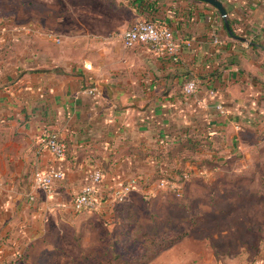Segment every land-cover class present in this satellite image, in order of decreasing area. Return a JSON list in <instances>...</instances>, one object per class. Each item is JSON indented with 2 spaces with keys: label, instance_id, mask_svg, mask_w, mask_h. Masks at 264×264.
Here are the masks:
<instances>
[{
  "label": "crops",
  "instance_id": "1",
  "mask_svg": "<svg viewBox=\"0 0 264 264\" xmlns=\"http://www.w3.org/2000/svg\"><path fill=\"white\" fill-rule=\"evenodd\" d=\"M221 1L231 28L247 41L235 38L239 62L207 79L202 73L225 61L230 34L209 2L160 0L145 13L164 19L181 43L174 61L145 44L123 45L122 32L141 18L129 0H117L119 10L105 0H33L14 60L2 57L12 40L0 43V264H33L55 252L57 237L87 212L72 202L93 168L104 178L92 212L107 221L129 218L137 197L175 194L156 193L161 177L178 181L204 170L215 185L216 175H227L230 194L222 197L244 203V249L257 252L246 259L264 264V191L255 177L264 147L238 146L244 134L264 141V0ZM49 31L63 45L50 41ZM188 77L197 82L191 94L184 91ZM52 131L68 143L63 160L45 147ZM188 137L200 140L193 149L184 145ZM53 168L65 176L51 193L37 188L35 173ZM130 178L139 179L137 188L115 201Z\"/></svg>",
  "mask_w": 264,
  "mask_h": 264
},
{
  "label": "rangeland",
  "instance_id": "2",
  "mask_svg": "<svg viewBox=\"0 0 264 264\" xmlns=\"http://www.w3.org/2000/svg\"><path fill=\"white\" fill-rule=\"evenodd\" d=\"M105 1L113 6L118 3L117 0ZM32 2L0 0V19L16 25L28 21L34 14ZM124 3H120L121 10ZM119 34L120 31L113 35ZM19 35L6 46L8 51L3 58L10 61L16 58L20 49ZM55 35L53 31L47 33L55 45H63L55 40ZM44 45L48 48V43ZM50 48L59 51L52 45ZM254 135L257 137L256 133ZM255 136L244 134L238 146L264 147V141ZM263 158L258 159L262 171L255 177L261 180L263 188L260 189L264 191ZM216 176L219 181L214 185L209 182L212 177L206 173L194 174L186 182L187 190L181 195L175 192L176 197L174 193H163L150 200L137 197L131 208L132 215L126 219L124 213H119L113 221L104 220L92 211L81 213V219L71 229L67 227L66 234L57 237L55 252L41 253L33 264H250L246 258L251 260L257 252L244 249L246 238L241 218L244 203L224 199L222 196L229 193L230 185L224 182L228 176ZM155 190L160 193L162 188L157 184ZM178 233L186 234L169 248L157 252L155 257L152 253L144 254V247L150 245L152 238ZM150 256L153 258L147 260Z\"/></svg>",
  "mask_w": 264,
  "mask_h": 264
},
{
  "label": "built area",
  "instance_id": "3",
  "mask_svg": "<svg viewBox=\"0 0 264 264\" xmlns=\"http://www.w3.org/2000/svg\"><path fill=\"white\" fill-rule=\"evenodd\" d=\"M10 27V30H9ZM13 28V29H12ZM26 29V27L7 23L0 19V43L16 39L18 33ZM122 43L126 48H132L137 44H145L150 46L153 51L160 55H168L174 61H178L182 54V45L175 38L173 31L168 26H160L145 20H139L122 33ZM56 41H60V37H55ZM216 42L222 41L218 38ZM197 88V82L194 79L189 80L184 91L187 94L193 93ZM93 92V91H92ZM223 111L221 105L218 106ZM216 133V132H213ZM45 147L58 159L63 160L67 155V144L60 135L54 131L47 132L44 139ZM199 175L205 174L204 170L198 171ZM65 176L63 168L51 169L49 171H37L34 175V185L48 193L53 191V186L57 180ZM192 176L191 172H185L180 180L175 181L168 177H161L158 180V187L162 189H170L181 195V189L184 182ZM104 178L101 169L93 168L88 172L87 183L82 190L73 198V208L77 212L92 211L99 208L101 199L98 195V186ZM139 184V179L130 178L121 184V188L115 193V201L122 202L126 197L134 191ZM22 256V255H21Z\"/></svg>",
  "mask_w": 264,
  "mask_h": 264
},
{
  "label": "trees",
  "instance_id": "4",
  "mask_svg": "<svg viewBox=\"0 0 264 264\" xmlns=\"http://www.w3.org/2000/svg\"><path fill=\"white\" fill-rule=\"evenodd\" d=\"M159 1L160 0H129V2L131 4H133L132 8L134 10V13H136L138 16H141L140 20L152 22V23H155V24L160 25V26H166L167 24L165 23L164 19L157 17V15H155L156 17H154V18L145 15L146 12H148L149 14L154 12L155 6L159 3ZM223 19L224 18L222 17V20ZM137 21H139V20H137ZM229 21H230V24L232 25V20L230 18H229ZM136 22H134V23H136ZM232 30H233V28H232ZM233 34L238 35V33H236V31H234V30H233ZM234 35L228 34V38H227L228 41L225 45V50L227 53L225 61L220 63V67L218 69H214L211 72L207 71V72L202 73V76L204 78L212 79L213 77H216L219 74V71L221 69L230 67V66L235 65L239 62L240 55H238V53L235 52V49L233 50V48H232V44L237 43V41L235 42V40H234L235 39ZM8 44H6V45H8ZM208 63L209 62H207V61H203V63L201 62L200 64L204 65V67L206 69V66L208 65ZM193 78L194 77H188L186 81H189ZM62 140H64V139H62ZM199 141L194 140L193 137H188V142L187 141L184 142V145H188L189 143H191V145H189V147H191V149H193V147L198 145L197 143ZM66 144L68 147V150H67V155H68L69 146H68L67 142H66ZM204 144H206V143L204 142ZM67 155H66V157H67ZM185 234L186 233L168 234V236H165V237L152 238L150 241V245L144 247V254L148 255L149 253H152V256L155 257L159 252L169 248L170 246L175 244L177 241H179L181 238H183V236H185ZM143 236H146V233H144ZM146 241L148 242V238L146 239ZM152 256H150L147 260L153 258Z\"/></svg>",
  "mask_w": 264,
  "mask_h": 264
},
{
  "label": "water",
  "instance_id": "5",
  "mask_svg": "<svg viewBox=\"0 0 264 264\" xmlns=\"http://www.w3.org/2000/svg\"><path fill=\"white\" fill-rule=\"evenodd\" d=\"M203 1L209 2L210 4L215 6L220 11L222 17L225 19V24H226L227 30L229 31L230 34L234 35L233 30H232L230 23H229V20H228V11H227L225 4L221 0H203ZM234 37L236 39L241 40V41H247V38H245L243 36L234 35Z\"/></svg>",
  "mask_w": 264,
  "mask_h": 264
}]
</instances>
